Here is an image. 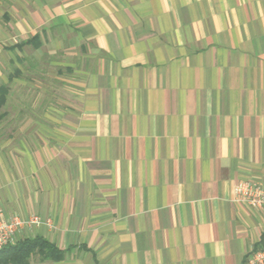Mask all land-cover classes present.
<instances>
[{
    "label": "crops",
    "instance_id": "crops-1",
    "mask_svg": "<svg viewBox=\"0 0 264 264\" xmlns=\"http://www.w3.org/2000/svg\"><path fill=\"white\" fill-rule=\"evenodd\" d=\"M4 79L27 109L0 143V219L39 216L19 240L63 252L30 264L264 246L236 191L264 184V0H0Z\"/></svg>",
    "mask_w": 264,
    "mask_h": 264
},
{
    "label": "built area",
    "instance_id": "built-area-1",
    "mask_svg": "<svg viewBox=\"0 0 264 264\" xmlns=\"http://www.w3.org/2000/svg\"><path fill=\"white\" fill-rule=\"evenodd\" d=\"M236 191L241 203L264 210V184L242 183ZM42 224L40 217L36 215L27 218L0 219V251L16 245L26 230ZM247 264H264V246L250 256Z\"/></svg>",
    "mask_w": 264,
    "mask_h": 264
},
{
    "label": "trees",
    "instance_id": "trees-1",
    "mask_svg": "<svg viewBox=\"0 0 264 264\" xmlns=\"http://www.w3.org/2000/svg\"><path fill=\"white\" fill-rule=\"evenodd\" d=\"M5 103L6 98L2 95L0 98V122L5 117L1 113V109ZM34 254H39L41 260L45 261H60L63 259V252L51 242L42 238H26L19 241L16 245H11L0 251V264H30V260Z\"/></svg>",
    "mask_w": 264,
    "mask_h": 264
},
{
    "label": "rangeland",
    "instance_id": "rangeland-1",
    "mask_svg": "<svg viewBox=\"0 0 264 264\" xmlns=\"http://www.w3.org/2000/svg\"><path fill=\"white\" fill-rule=\"evenodd\" d=\"M8 76L6 75L5 78ZM5 80H0V98L2 95L6 98V103L1 109V113L4 114V118L0 122V143L3 141H9L11 139H16V129L20 123V120L24 117L25 111L27 109V102L20 101L16 99L13 95V86L9 83H5ZM5 90V92H4ZM25 94V91L23 90ZM19 112V113H18ZM18 115L16 117L15 114Z\"/></svg>",
    "mask_w": 264,
    "mask_h": 264
}]
</instances>
